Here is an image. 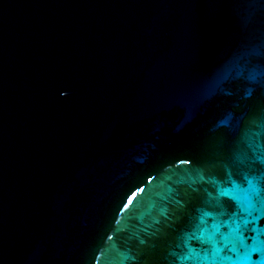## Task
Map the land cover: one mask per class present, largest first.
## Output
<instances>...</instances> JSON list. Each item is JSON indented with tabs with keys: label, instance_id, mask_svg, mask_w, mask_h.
Returning a JSON list of instances; mask_svg holds the SVG:
<instances>
[{
	"label": "water",
	"instance_id": "1",
	"mask_svg": "<svg viewBox=\"0 0 264 264\" xmlns=\"http://www.w3.org/2000/svg\"><path fill=\"white\" fill-rule=\"evenodd\" d=\"M245 176L264 0H0V264H206Z\"/></svg>",
	"mask_w": 264,
	"mask_h": 264
},
{
	"label": "snow or ice",
	"instance_id": "2",
	"mask_svg": "<svg viewBox=\"0 0 264 264\" xmlns=\"http://www.w3.org/2000/svg\"><path fill=\"white\" fill-rule=\"evenodd\" d=\"M245 181L248 184L247 188H240L239 185L235 187L243 192V195H232L230 192L222 191L221 195H232V198L235 199L238 203L239 212L233 213L232 218L224 226L228 227V233L222 234L221 238L224 240V247L227 248V252L230 255L221 256L222 248H218L215 235L219 233V225H213L215 232L213 234H208L207 229H201L198 234L194 233L196 239L201 240L202 242H209L212 245L213 257L211 260L208 257H205L206 264H264V250L260 247L252 246L249 247L247 244V239L244 234V230L249 224L254 223L261 216H264V213H261L256 208V198L261 194L264 189L256 186L253 183L254 178H249L248 176L244 177ZM135 193L133 194V197ZM131 203V200L129 201ZM244 213L245 218L241 219L240 214ZM254 213H259L260 215L254 216ZM201 223H204L203 219ZM255 231V229H253ZM191 252V249H189ZM254 253H262V258L260 260H253L252 255ZM219 257V260H217ZM189 259V256H184L181 258V264L183 261Z\"/></svg>",
	"mask_w": 264,
	"mask_h": 264
}]
</instances>
